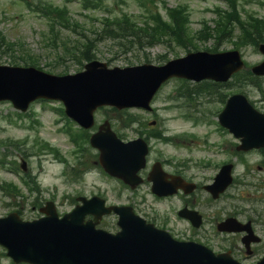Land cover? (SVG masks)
Returning <instances> with one entry per match:
<instances>
[{
	"label": "rangeland",
	"instance_id": "1",
	"mask_svg": "<svg viewBox=\"0 0 264 264\" xmlns=\"http://www.w3.org/2000/svg\"><path fill=\"white\" fill-rule=\"evenodd\" d=\"M52 1L56 5L68 3L71 11L70 18L78 23L77 26H74L75 31L60 27L59 23H56L59 37L70 38L72 41L93 39L92 53L95 54L98 60L108 62L111 66L140 63L138 61L144 60L145 54L155 62H157L156 60L159 56H165L168 59L181 57L186 55L187 52L195 51L194 45L198 49H205L214 47L217 44L220 51L234 48L232 37L216 40L214 34L212 38L207 40H193V45H181L173 41L170 43V50L164 44H157L152 48H146V51L143 48L134 46L132 50L124 52L120 40L115 41L112 38L101 35L105 26L103 21L107 17H121L124 13H128L139 24H144L149 11L142 8L140 0H103L102 7L90 10L83 7L82 0ZM249 1H237L238 9L242 14L245 16L243 11L246 9L257 16H264V7L259 4L262 0ZM147 3L154 12L160 11L165 17L166 7L187 4L191 11L190 29L192 33L203 27V21L209 22L212 27L216 26L215 20L219 16L213 9L217 5L221 6L222 9L229 7L225 0H156V2L147 1ZM208 8L209 12L207 11ZM50 23L49 19L30 11L21 1L0 0V30L9 42L24 41L26 48L33 55L39 56V58H36L37 61L34 62L39 64L42 70L49 73L60 75L65 71L69 73L82 71L84 67L76 64L72 60V56L64 53V51L63 53L61 52L63 60L57 63L60 65H54L57 62L55 57L59 50H54L44 45L50 39L48 36L50 34ZM234 30L236 40L240 31L237 27ZM240 50L245 61L250 66L263 59V55L253 45H244ZM10 61L9 55L0 53V64H11ZM19 65L23 66L24 63L20 61ZM189 82L188 86L191 88L195 83L193 81ZM181 84L180 80L175 79L162 89L154 103L157 115L162 119L163 125L161 126L167 134L176 135L185 130L194 131L201 139L196 140L191 145L189 143L193 140L188 139L186 144L191 149L189 151L184 148H176L172 143L152 142L155 148L153 160L183 158L188 157L189 154L194 155L195 158L193 160L198 162V164L196 166L193 163H189L188 175H194L195 181L204 185L212 182L219 166L225 161H229L232 157L226 154L228 150H225L227 149L225 143L222 144V147L219 146L224 136L222 137V134L218 132L216 124L225 101H222V98H218L216 95L202 94L197 96L198 102H201L198 108L189 106L187 99L179 94ZM238 88L243 89V92L247 94L255 106L264 112V96L257 87L253 85L241 86L237 83L236 86H227L220 88V90L229 96L235 93ZM54 105L58 104L53 103L45 106L43 103H37L32 107L31 111H28V116L20 118L16 117V110L9 103L0 104V142L3 143L0 145V183H16L21 188L20 194L22 195L17 197L13 191H9V195H6L0 189V216H6L12 211L19 210L24 219H38L42 215L39 211L40 207L44 206L49 199L56 202L58 211L63 214L74 208L76 204L73 199H76L77 196L91 197L94 194H106L109 203L117 205L132 204L137 207L141 215L155 218L161 224L166 223L179 237L184 238L192 235L187 228V223L176 219L174 216L175 210L177 211L179 206H181L180 198H155L150 192L148 185H143L131 191L117 179L106 177L97 168L95 158L89 156L88 153H75L76 147L71 142L69 135L59 131L56 124H53L55 118H57L52 111ZM130 111L142 114V117L146 118L147 121L155 119L156 116L155 113H147L140 110ZM183 113H192L200 119L197 122L194 121L193 117L187 120L181 115ZM105 119H108L114 125V128L120 129L121 122L117 119L116 114L100 109L97 112V121L102 123ZM65 124V120L61 119L59 125L65 126ZM76 126L78 127L77 124ZM120 132L127 139L138 135L133 129H122ZM205 133L207 134V143H203L205 139L203 134ZM227 136L234 139L232 134H227ZM9 138L17 141L18 147L6 146L5 142ZM21 139L26 140V142H21ZM235 139L233 140L234 142ZM37 140H46L58 147L60 156L68 160L69 167L66 163L60 161L54 153L47 150H39L38 147H35ZM227 142L229 144L233 143ZM22 143H25L26 146H22ZM45 144L48 145L47 142ZM25 147L32 149V152L24 150ZM88 147L90 153H97L89 145ZM213 148H215V151ZM25 153H29L30 156L22 160V154ZM3 158L6 162L1 163ZM24 160L27 163L26 172L21 170L22 172L16 173L13 172L12 168H9L11 162L17 161L21 166ZM79 160L82 165L81 179L77 176L80 172V166L76 170L74 169L73 173H70V167L76 165ZM236 162L238 163L234 172L236 183L220 198V201L212 200L210 202L209 194L203 189L198 190L193 198L194 206L206 216L204 225L199 230H196L198 234L195 237L201 240L208 238V242L214 247H225L224 238L231 239L233 237L231 234H219L215 226L217 218L220 219L232 213H239L243 219H254L257 231L264 238V152L257 149L248 151L243 153L241 159ZM166 169L170 172L175 170L173 166H166ZM25 174L29 176L28 179L30 180H32L31 177H38L41 183L40 191H31L28 188L22 180ZM106 179L110 181L105 182ZM108 219L109 223L106 228L116 232L118 230L117 217L113 216ZM215 234H218V236ZM227 245H229L228 242ZM262 250L264 251V249Z\"/></svg>",
	"mask_w": 264,
	"mask_h": 264
},
{
	"label": "water",
	"instance_id": "2",
	"mask_svg": "<svg viewBox=\"0 0 264 264\" xmlns=\"http://www.w3.org/2000/svg\"><path fill=\"white\" fill-rule=\"evenodd\" d=\"M261 49L264 51V45ZM241 66L239 54L234 51L212 55L191 54L185 59L172 61L162 67L144 64L124 69H108L105 63L94 61L86 66L85 72L63 78L33 68L0 67V99L12 97L20 106H24L34 96L60 98L65 101L67 111L73 118L90 127L94 122L93 112L100 105L149 108L155 92L171 76L178 75L196 80H226ZM261 66L264 67V64ZM256 71L264 73L263 69ZM220 120L237 136L243 137L241 148L264 144V115L250 107L243 96H236L229 101ZM102 128L106 132L101 131L94 135L92 143L102 148L103 152L112 154L111 146L118 141L108 122ZM132 152L138 159L132 157L133 162L140 168L143 165L144 152L138 147ZM113 209L121 215L119 224L122 231L116 236L105 235L104 232L96 234L92 222L86 226L91 229L90 233L95 234L85 237L78 232L79 229L74 223L84 227L79 219L81 211L70 215L71 221L59 223L64 226L53 229L58 222H53L54 214L47 210L53 219L44 224L43 230L38 228L32 242L46 247L51 252L49 255L53 262L50 264H214L209 255H198L196 250L191 249V245L172 241L163 232L152 225H146L142 220L128 219L129 215L124 209ZM86 211L94 210L88 207ZM103 212L104 209L96 212L97 214L94 212L96 220ZM12 217L16 215L8 219H14ZM14 230L18 231L19 228ZM2 239L8 244L10 254L15 257L24 256L25 237L13 234L2 236ZM27 246L30 248L31 245ZM26 253L30 257L35 256L31 251Z\"/></svg>",
	"mask_w": 264,
	"mask_h": 264
},
{
	"label": "trees",
	"instance_id": "3",
	"mask_svg": "<svg viewBox=\"0 0 264 264\" xmlns=\"http://www.w3.org/2000/svg\"><path fill=\"white\" fill-rule=\"evenodd\" d=\"M48 11H49L50 14L51 13L52 14H58V15L62 16L65 19V21H66V18H65V12H66V10L65 9H63V8H59V9L50 8L49 9L48 8ZM122 24L123 23H120L118 25L121 27ZM63 25L64 26H67V22L63 23ZM181 27H184V25L181 24ZM229 27L230 26H227V24L224 25V27H223L224 28V31L223 32H226L225 34H227L228 31H230V30H228ZM248 28L251 29V31H253L254 34H256V36H258V38H259L264 33V20L257 19V21H254V22L250 23V25H249ZM107 33H108L109 36L110 35H112L113 37L117 36V34L114 31V29L113 30L112 29H107ZM2 45L6 46L5 48H7L8 50H13V47L9 43H7L4 40V38L0 35V46H2ZM62 45H64V48H67L71 52L80 51V55L78 57L75 56L78 62H81L84 59L90 60V59L93 58L92 57V54H91V51H90L91 48L93 47V44H92L91 41L88 42L87 44H84V45L81 44V43H79V42H77L73 46H69V47H68V44L67 43H62ZM27 57H29V59L32 60V57L29 54H27L25 57L23 56L24 59L27 58Z\"/></svg>",
	"mask_w": 264,
	"mask_h": 264
},
{
	"label": "flooded vegetation",
	"instance_id": "4",
	"mask_svg": "<svg viewBox=\"0 0 264 264\" xmlns=\"http://www.w3.org/2000/svg\"><path fill=\"white\" fill-rule=\"evenodd\" d=\"M5 260H7L9 264H13V262L7 256L5 248L0 246V264H3V261Z\"/></svg>",
	"mask_w": 264,
	"mask_h": 264
}]
</instances>
